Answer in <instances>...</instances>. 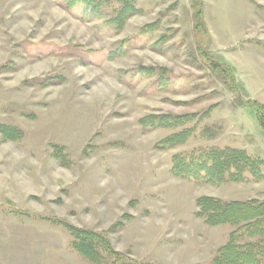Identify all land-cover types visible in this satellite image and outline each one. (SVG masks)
Here are the masks:
<instances>
[{"label": "rangeland", "instance_id": "374dc122", "mask_svg": "<svg viewBox=\"0 0 264 264\" xmlns=\"http://www.w3.org/2000/svg\"><path fill=\"white\" fill-rule=\"evenodd\" d=\"M254 4L264 0H202L196 22L193 0H134L114 31L80 4L0 0V264H111L84 258L71 230L136 264H212L237 227L208 225L196 200L261 201L264 180L193 182L172 160L229 147L264 161L256 109L239 106L264 108ZM167 115L198 118L145 122ZM184 130V143L161 144Z\"/></svg>", "mask_w": 264, "mask_h": 264}, {"label": "trees", "instance_id": "16d2710c", "mask_svg": "<svg viewBox=\"0 0 264 264\" xmlns=\"http://www.w3.org/2000/svg\"><path fill=\"white\" fill-rule=\"evenodd\" d=\"M112 2L119 3V9L112 10V14L106 8ZM196 8V22H201L203 15L202 0H193ZM76 4L84 7V15L95 18H106V25L119 31L125 22L139 11L134 8V0H65L67 9ZM255 5V4H254ZM264 13V7L255 5ZM204 26V25H203ZM203 34H206L203 27ZM204 56V55H203ZM218 66L219 63H215ZM228 72V68H224ZM145 71V76H153L154 71ZM239 106H250L256 109L257 120L264 130L263 105L250 99ZM207 117V113L201 118ZM198 118L196 115L182 117L175 116H150L145 120L152 128H177L184 126ZM190 136V130H184L166 138L161 144L164 148H173L184 143ZM172 174L174 176L189 179L193 182L205 184H220L224 182L241 183L248 178L253 181L264 180V161L249 156L244 150L235 148L193 150L184 155H176L172 160ZM199 209L198 216L204 218L211 226L229 224L236 226V230L230 234L228 242L221 246L212 264H264V199L247 202H223L221 200L201 197L196 200ZM75 241L74 248L86 259L99 263L103 259L111 261V264H136L128 261L122 254L114 252L109 243L101 236L89 232L71 230ZM252 242H244L245 239H254ZM104 253L105 255H101Z\"/></svg>", "mask_w": 264, "mask_h": 264}]
</instances>
